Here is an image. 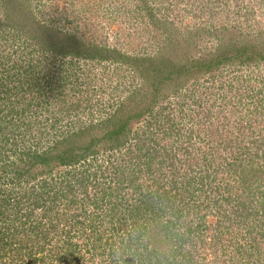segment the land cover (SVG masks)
Instances as JSON below:
<instances>
[{"label": "rangeland", "instance_id": "1", "mask_svg": "<svg viewBox=\"0 0 264 264\" xmlns=\"http://www.w3.org/2000/svg\"><path fill=\"white\" fill-rule=\"evenodd\" d=\"M0 264H264V0H0Z\"/></svg>", "mask_w": 264, "mask_h": 264}, {"label": "trees", "instance_id": "2", "mask_svg": "<svg viewBox=\"0 0 264 264\" xmlns=\"http://www.w3.org/2000/svg\"><path fill=\"white\" fill-rule=\"evenodd\" d=\"M122 129H123V126L118 128L117 129L118 133L116 132V134H118V135L123 134L125 132V129H123V130ZM116 134L114 133V131L112 129H108V133L106 134V136H108L110 140H113L116 137ZM167 152H168V150H167ZM169 153H170V151H169ZM34 158L38 159L37 161H39L40 160L39 154L37 155V157H34ZM193 161H194V159H193ZM45 162H46V160H44V159L40 161V163H42V164ZM68 164L64 163L63 165H68ZM69 165H71V163ZM183 166H184L183 168H186L185 165H183ZM193 166L194 165H192V164L187 165V169L183 174L181 173V170H178L176 168L173 171V174L178 173L179 176L185 175V178L183 176V180L188 186V182H186V180L189 178V174H192ZM174 178L176 181V176H174ZM176 182H178V181H176ZM172 184H175V183L172 182ZM157 188H158V190L156 192L153 191V193L148 195V197L143 196V199L141 201L140 205H143V207L145 206L146 210H147V211H145V213H143V211H142V215L139 216L140 218L143 219L144 222H146L145 220H147V222H148L151 219H158L160 217L161 213H163V210L170 207V206H172V208L176 207L175 204H173V202H175L176 196L179 195V193L176 191L177 187H174V185L173 186L172 185H170V186L158 185ZM172 195H174V197ZM137 212H139V211H136V213ZM146 213L148 214V217L144 216V214H146ZM145 232L146 231H144L143 233H145Z\"/></svg>", "mask_w": 264, "mask_h": 264}]
</instances>
